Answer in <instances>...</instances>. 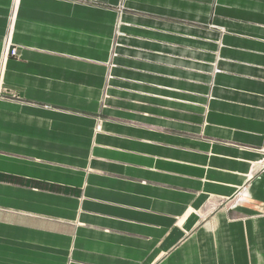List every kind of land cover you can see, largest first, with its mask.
Wrapping results in <instances>:
<instances>
[{
	"label": "crops",
	"instance_id": "1",
	"mask_svg": "<svg viewBox=\"0 0 264 264\" xmlns=\"http://www.w3.org/2000/svg\"><path fill=\"white\" fill-rule=\"evenodd\" d=\"M0 264H264V0H0Z\"/></svg>",
	"mask_w": 264,
	"mask_h": 264
},
{
	"label": "built area",
	"instance_id": "2",
	"mask_svg": "<svg viewBox=\"0 0 264 264\" xmlns=\"http://www.w3.org/2000/svg\"><path fill=\"white\" fill-rule=\"evenodd\" d=\"M7 56L8 57H15L16 56V50L15 49H9Z\"/></svg>",
	"mask_w": 264,
	"mask_h": 264
},
{
	"label": "rangeland",
	"instance_id": "3",
	"mask_svg": "<svg viewBox=\"0 0 264 264\" xmlns=\"http://www.w3.org/2000/svg\"><path fill=\"white\" fill-rule=\"evenodd\" d=\"M215 206H221V207H225V206H228V204L227 203H223V204H216Z\"/></svg>",
	"mask_w": 264,
	"mask_h": 264
}]
</instances>
